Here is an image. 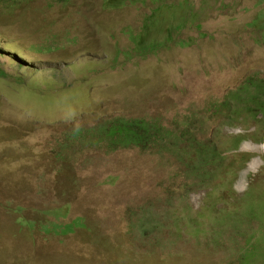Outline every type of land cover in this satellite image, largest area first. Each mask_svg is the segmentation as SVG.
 <instances>
[{
	"label": "rangeland",
	"instance_id": "374dc122",
	"mask_svg": "<svg viewBox=\"0 0 264 264\" xmlns=\"http://www.w3.org/2000/svg\"><path fill=\"white\" fill-rule=\"evenodd\" d=\"M250 77L264 0H0V264H264V127L229 95ZM116 116L191 121L225 158L201 183L168 145L71 136Z\"/></svg>",
	"mask_w": 264,
	"mask_h": 264
},
{
	"label": "trees",
	"instance_id": "16d2710c",
	"mask_svg": "<svg viewBox=\"0 0 264 264\" xmlns=\"http://www.w3.org/2000/svg\"><path fill=\"white\" fill-rule=\"evenodd\" d=\"M183 6L184 3H180V7ZM185 21L183 23L178 22L176 26H171L169 29L167 27L166 29L168 31L170 29H180V26L182 29ZM154 25V20L145 22L142 34L155 29L157 25ZM152 26L153 28H151ZM141 35L139 36L138 44L143 51H140V53L154 50L157 46L159 47L171 40V34H168L164 41L153 40L146 45L145 42H142L143 37ZM183 43L186 42L183 41ZM229 95L230 98L240 99L237 103L238 106L234 109L235 112L244 111L264 127V79L260 77L247 78L236 91L231 92ZM216 102L212 106L216 112L221 111L223 106L229 103L227 99L221 104ZM220 105H222L220 110L216 109ZM192 125L191 121H187L182 129H178L177 127L163 125L157 118L116 116L85 131L80 128L79 131L72 133L71 136H85L92 143L107 141L109 146L134 145L148 149L152 146L163 147L168 145L170 149L167 151L182 162L185 172L197 177L201 183H208L212 178L211 172L214 171L212 170V165L218 164L219 167L225 155L215 145V139H205V137L198 136L195 132L193 133L191 131ZM244 135H231L235 143L233 146H239L245 138Z\"/></svg>",
	"mask_w": 264,
	"mask_h": 264
}]
</instances>
